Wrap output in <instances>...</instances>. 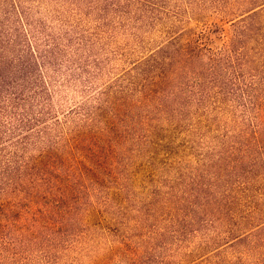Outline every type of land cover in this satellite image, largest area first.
<instances>
[{
	"label": "rangeland",
	"instance_id": "obj_1",
	"mask_svg": "<svg viewBox=\"0 0 264 264\" xmlns=\"http://www.w3.org/2000/svg\"><path fill=\"white\" fill-rule=\"evenodd\" d=\"M263 1L18 0L40 50L55 45L46 34L61 50L59 66L44 69L50 99L33 106L51 104L48 134L25 148L18 134L0 142V264H256L264 230L227 238L253 195L264 200V165L243 141L254 109L231 95L199 102L191 90L197 80L233 86L225 53L254 11L250 47L264 36ZM183 46L215 51L218 62L195 58L174 94L147 95Z\"/></svg>",
	"mask_w": 264,
	"mask_h": 264
},
{
	"label": "trees",
	"instance_id": "obj_2",
	"mask_svg": "<svg viewBox=\"0 0 264 264\" xmlns=\"http://www.w3.org/2000/svg\"><path fill=\"white\" fill-rule=\"evenodd\" d=\"M20 8L18 0H0V142L5 138L12 137L13 134H18L17 140L13 143L14 145H23L25 148L33 135L44 138L48 134V126L42 123H45L44 116L46 114L48 116L53 114L51 104H48L49 110L46 112L35 111L33 106L46 105L47 101L45 100L50 99V83L46 78L44 69L47 70L50 64L59 66L57 51L61 49H59V39L46 34L47 42L51 41L48 44L54 43L55 45L50 49L40 50V44L33 35L35 33L33 24L29 22L27 15ZM258 15L259 13L254 11L240 19L241 24L237 27L235 37L230 41L225 53V60L230 65L233 78L236 80L233 86L231 84L228 86L224 83L219 84L218 80L213 81L212 85L209 86L197 80L191 91H202L200 93L202 97H199L202 99H198L199 102H203L206 97H210L212 94L216 95L213 97L222 98L231 95L235 98L234 100L243 105V110L254 109L257 124L252 125L250 130L253 136L252 141L249 142L248 139L243 138V141L247 142L248 148L252 150L251 155L244 151L256 162L259 161L257 158L259 156L264 165V83L262 82L264 81V36L257 39L253 47H250L249 44L251 35L255 30H258L255 27V23L259 19ZM40 26L45 28L42 23H40ZM250 50L253 51V54H249ZM218 54L209 49H202L201 46L194 48L180 47L177 54L167 56L178 64L176 70H172V74L167 73L166 70L161 71L162 73L158 76L162 77L161 80L156 85L154 84V87L148 89L147 95L156 92L163 93L166 88H168L166 95L174 94L177 87L172 88L171 86L180 77V73L188 63H192L195 58L207 57L210 65L213 66L218 62ZM254 57L255 59H261L256 67H253L254 61L251 60ZM165 58L166 56L163 60ZM175 74H177V77H171ZM250 74L252 76L261 75V81L257 83V80H253L252 83H246L248 81L247 76ZM194 75L196 74L194 73ZM215 87L219 90L214 91ZM146 88L147 86L143 90L146 91ZM169 89L173 91L169 93ZM60 149H65V143L56 149H43L40 154L41 159L37 160L38 163L43 160H51L50 158L56 150ZM0 151H3V148ZM6 158L7 162L13 161L9 157ZM65 162L66 158H64L63 163L65 164ZM256 198L253 195V200H250L249 207L254 204L253 207L255 208L252 211L249 210L239 223L241 228L234 226L233 229H230L227 236L230 241L242 242L243 235H251L253 232L264 230V200L262 203H257ZM233 206V203L229 202V204L223 205V209H226V213L228 211L233 213L235 211ZM257 259L256 264H264V253Z\"/></svg>",
	"mask_w": 264,
	"mask_h": 264
}]
</instances>
